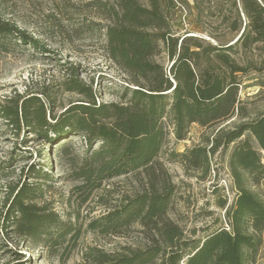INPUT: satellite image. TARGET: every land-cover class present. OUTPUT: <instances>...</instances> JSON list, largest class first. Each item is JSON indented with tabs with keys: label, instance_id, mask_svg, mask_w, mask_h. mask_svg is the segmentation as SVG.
<instances>
[{
	"label": "trees",
	"instance_id": "obj_1",
	"mask_svg": "<svg viewBox=\"0 0 264 264\" xmlns=\"http://www.w3.org/2000/svg\"><path fill=\"white\" fill-rule=\"evenodd\" d=\"M145 1L141 5L138 0H118L106 26L109 58L127 80L121 86V102L97 103L90 88L70 78L67 90L82 98L66 107L58 119H47L46 104L38 96L18 95L0 107L1 120L17 135L24 128L47 141L42 156H48L50 146H55V155L66 161L73 179L80 184L74 190L80 204L106 181L152 171L170 133L177 141L184 140L191 125L209 127L224 121L233 115L238 102L234 82H226L217 73L198 79L193 70L197 60L211 55L233 65L227 53L231 46L201 50L195 39H176L163 11L175 7L173 0ZM240 3L249 21L251 34L247 39L264 47V0ZM13 43L46 52L38 39L0 16V52H9ZM161 48L172 64L168 74L154 61ZM213 136L207 146L177 157L183 167L209 173L211 155L230 150L227 165L236 197L225 212L228 228H219L199 240L183 239L178 227L166 219L173 186H153L126 197L87 225L91 232L114 236L125 228L142 226L152 235L151 244L124 254L90 249L83 254L86 264L255 263L264 231V201L247 185L264 187V113ZM74 137L85 140L82 155L74 153L70 140ZM52 161L48 157L37 169L31 167L27 177L33 182H23L21 188L7 195L1 230L10 232L28 250L45 249L64 261L61 257L67 259L75 248L81 229L70 218L61 220L47 205H38V200L43 202L46 184L53 180ZM219 206L224 208L225 201ZM15 256L19 261L11 264L31 262L19 253Z\"/></svg>",
	"mask_w": 264,
	"mask_h": 264
},
{
	"label": "rangeland",
	"instance_id": "obj_2",
	"mask_svg": "<svg viewBox=\"0 0 264 264\" xmlns=\"http://www.w3.org/2000/svg\"><path fill=\"white\" fill-rule=\"evenodd\" d=\"M117 1L0 0L3 20L38 39L46 51L42 53L13 43L9 52H0V107L18 95L38 96L46 104L47 119H58L66 107L82 98L67 90L70 78L90 88L97 96V103L121 102V86L126 85L127 80L110 60L105 36L110 13L112 8L117 9ZM138 1L146 4L145 0ZM173 4L175 7L163 9L173 37L195 39L201 50H207L208 46H231L227 53L233 65L211 55L197 60L193 70L198 79L217 73L226 82H234L238 102L233 115L209 127L195 123L181 141L170 133L152 171H139L106 181L83 204L74 191L80 184L73 179V170L66 161L55 155V146H50L48 156H42L48 148L47 141L27 133L24 128L17 135L0 118V264L19 261L15 253L31 260L30 264H86L83 254L90 249L97 248L108 254L141 249L153 240L142 226L125 228L121 235L114 236L91 232L87 225L112 207L119 206L126 197L164 184L174 188L166 219L178 227L183 239L199 240L219 228H228L225 212L236 197L227 165L230 150L226 154L219 151L211 155L209 173L205 169L183 167L177 156L207 146V140L221 129H232L264 113V47L247 39L251 32L240 0H173ZM154 61L168 74L172 64L165 50L155 56ZM70 140L74 153L82 155L85 140L81 137ZM48 157L53 159V180L46 184L43 202L38 200V205H47L61 220L70 218L81 229L75 248L70 250L67 259L61 257L64 261L45 249L28 250L10 232L1 230L7 195L21 188L23 182L32 183L27 177L29 169H37ZM247 187L264 201L262 185L249 183ZM223 201L225 206L221 208L219 205ZM260 236L262 244L254 264H264V231Z\"/></svg>",
	"mask_w": 264,
	"mask_h": 264
}]
</instances>
